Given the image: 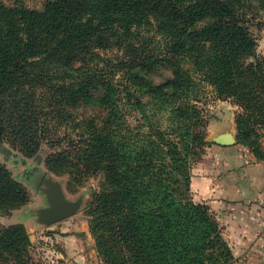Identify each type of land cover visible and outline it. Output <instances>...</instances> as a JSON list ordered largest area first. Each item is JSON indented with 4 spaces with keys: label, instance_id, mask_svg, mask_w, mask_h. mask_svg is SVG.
<instances>
[{
    "label": "trees",
    "instance_id": "1",
    "mask_svg": "<svg viewBox=\"0 0 264 264\" xmlns=\"http://www.w3.org/2000/svg\"><path fill=\"white\" fill-rule=\"evenodd\" d=\"M248 8L246 0H49L42 10L0 2V141L13 138L29 155L38 150L47 134L46 120L38 117L47 116L38 103L44 88L57 112V105L65 110L83 101L108 107L103 125L94 121L93 132L74 152L55 151L47 159L59 174L104 172L88 213L107 264H233L234 255L209 206L192 198V142L165 138L159 131V139L150 137L142 148L131 128L122 136L127 122L119 94L124 90L104 77V68L94 69L90 56L112 41L123 44L122 35H132L135 25L155 24L172 40L175 55H189L221 97H233L243 108L240 133L256 132L254 125H264V56L245 25ZM162 60L174 66L158 56L143 67ZM183 72L174 66L173 78L159 84L148 80L144 86L163 95L185 90L192 80ZM125 87L129 96L136 91L134 82ZM171 110L179 115L177 122L181 119L178 127L203 146L201 118L193 121L199 117L196 108L178 103ZM28 199L26 188L0 162V213ZM30 244L24 224L0 225V264H28Z\"/></svg>",
    "mask_w": 264,
    "mask_h": 264
},
{
    "label": "rangeland",
    "instance_id": "2",
    "mask_svg": "<svg viewBox=\"0 0 264 264\" xmlns=\"http://www.w3.org/2000/svg\"><path fill=\"white\" fill-rule=\"evenodd\" d=\"M48 1L0 0L6 6H24L38 10L44 9ZM246 1L249 8L246 12L245 25L256 42L257 53L264 56V0ZM122 37L125 41L123 44L112 41L104 48L96 47L93 55L90 56L92 67L94 69L104 68L103 71H106L104 77L113 79L124 90L119 94V106L123 108L124 120L127 122L121 132L122 136L129 131L127 128H131L133 140L142 148H147L150 137L159 139V131H164L162 136L165 138L181 140L184 143L191 141L188 162L192 175L193 169L207 159L211 153L213 154L212 145L214 143L211 140L213 133L219 130L223 124L232 122L237 138H241V143H239L248 147L255 159H263L264 125H254L253 128H256V132L243 129L241 134L237 119L244 112L243 108L236 103L233 97H221L215 85L195 69L189 55H175L171 51L172 40L159 32L155 24L140 27L135 25L132 35L128 38H125V35ZM158 56L163 59L170 58L174 66L183 69L184 76L186 78L189 76L192 80L188 88L163 95L160 91L154 92L153 90L151 92L147 86H144L148 80L159 84L174 77V66L165 60L151 65L149 68L143 67L147 60L154 62ZM76 65L81 67V62H77ZM132 73L145 75L147 79H138L131 76ZM130 82H134L136 87V91H133L131 96L125 87ZM40 91L38 103L40 107L44 108L47 116L39 114L38 117L41 118V121L46 120L47 134L42 136L45 138L38 150L29 155L19 144L14 142L13 138H5L0 141V162L14 179L26 188L29 196L28 202L21 207L9 212H1L0 225L17 223L25 225L31 240L27 251L28 264H87V261L93 260L94 264H107L98 252L95 236L91 232L92 217L88 213V207H90L95 193L101 189L105 180L104 172L84 174L74 170L59 174L49 169L47 159L55 151L69 149L74 152L76 147L82 144V139L93 132L94 121L99 125L102 122L101 125H103L104 120L102 119L107 114L108 107L83 101L77 105H66L65 110L62 105H57L56 107L61 109V112H57V110H53L52 104L46 98L49 92L45 88ZM42 93L45 99L42 98ZM50 100H52L51 97ZM178 103H189L196 108L195 114H198L199 117L194 115L193 121L198 119V122L201 118L199 127L205 131V141H207L203 146L198 144L196 137L194 136L193 139L186 129L178 127L181 119L177 122L179 115L172 114L171 110ZM171 122L174 125H171ZM172 127H177V132H174ZM246 131L251 134L249 138L245 137ZM190 133L194 134L195 128L190 129ZM37 172H42L46 176L51 175L62 181L65 192L71 199H76L83 194L85 201L82 209L75 215L48 226L37 223L33 211L46 205L44 194L35 187L34 176ZM191 194L194 200L192 191ZM206 204L223 228L215 210L210 204ZM26 209H28L27 212ZM66 238L70 241L75 238L80 242L79 247L81 248L78 249V255L81 254V258L77 259L73 255L67 254L68 243L64 242ZM73 242L71 241L72 244Z\"/></svg>",
    "mask_w": 264,
    "mask_h": 264
},
{
    "label": "crops",
    "instance_id": "3",
    "mask_svg": "<svg viewBox=\"0 0 264 264\" xmlns=\"http://www.w3.org/2000/svg\"><path fill=\"white\" fill-rule=\"evenodd\" d=\"M212 146L213 154L193 169L194 200L215 210L232 249L233 264H264V159H255L249 148L238 142ZM71 241L64 239L67 254L81 258L80 242Z\"/></svg>",
    "mask_w": 264,
    "mask_h": 264
},
{
    "label": "water",
    "instance_id": "4",
    "mask_svg": "<svg viewBox=\"0 0 264 264\" xmlns=\"http://www.w3.org/2000/svg\"><path fill=\"white\" fill-rule=\"evenodd\" d=\"M211 140L221 145H233L238 142L233 123L229 122L217 130ZM35 187L40 189L46 198V205L33 211L36 222L41 225H51L78 213L84 204L85 196L79 195L71 199L65 192L62 181L51 175L37 172L34 176ZM26 212L28 209L25 210Z\"/></svg>",
    "mask_w": 264,
    "mask_h": 264
}]
</instances>
